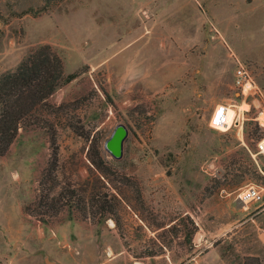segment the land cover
Segmentation results:
<instances>
[{"label":"rangeland","instance_id":"rangeland-1","mask_svg":"<svg viewBox=\"0 0 264 264\" xmlns=\"http://www.w3.org/2000/svg\"><path fill=\"white\" fill-rule=\"evenodd\" d=\"M42 44L76 77L50 98L67 105L0 155V264H264V0H0V74ZM53 129L63 181L90 202L113 194L111 213L26 211ZM252 187L262 199L239 197Z\"/></svg>","mask_w":264,"mask_h":264},{"label":"trees","instance_id":"trees-1","mask_svg":"<svg viewBox=\"0 0 264 264\" xmlns=\"http://www.w3.org/2000/svg\"><path fill=\"white\" fill-rule=\"evenodd\" d=\"M74 77L76 73L65 74L62 57L49 44L32 49L15 69L0 74V155L9 151L21 128L44 126L48 122L46 116L67 105H55L50 98ZM50 148V158L38 181L37 198L25 207L26 211L43 222L58 218L67 209L70 214L76 212L85 220H95L98 215L102 217L111 213L115 206L111 202L113 194L96 193L99 197L90 202L82 196L79 188L63 181L61 147L54 129L50 132ZM90 151L95 168L104 176L110 174L113 167L103 158L99 143H92ZM126 179L131 183L129 176ZM250 259L259 262V258Z\"/></svg>","mask_w":264,"mask_h":264},{"label":"built area","instance_id":"built-area-1","mask_svg":"<svg viewBox=\"0 0 264 264\" xmlns=\"http://www.w3.org/2000/svg\"><path fill=\"white\" fill-rule=\"evenodd\" d=\"M247 76V71L243 70V69H239V74H238V77H237V84H238V87L239 89L242 91V92H245L244 88H246V84H250L248 81L246 82V77ZM256 86H253L252 84H250V88H248V91H253V92H257ZM227 105H224L223 104V107L225 108ZM222 108L220 110H217L216 112V116L212 119H211V125L215 128H219L221 129L223 126L226 125V113H225V109ZM259 146H260V149L262 151H264V139L260 141L259 143ZM239 197H241L242 199L244 200H255V201H258L260 199H262L263 197V194L257 190L256 188L252 187V188H249V189H246L245 191L241 192L239 194Z\"/></svg>","mask_w":264,"mask_h":264},{"label":"water","instance_id":"water-1","mask_svg":"<svg viewBox=\"0 0 264 264\" xmlns=\"http://www.w3.org/2000/svg\"><path fill=\"white\" fill-rule=\"evenodd\" d=\"M128 134L124 125H119L106 141L105 146L116 156L120 157L123 149V142Z\"/></svg>","mask_w":264,"mask_h":264},{"label":"bare ground","instance_id":"bare-ground-1","mask_svg":"<svg viewBox=\"0 0 264 264\" xmlns=\"http://www.w3.org/2000/svg\"><path fill=\"white\" fill-rule=\"evenodd\" d=\"M222 108H224L223 105H222V106H220V105L217 106V109H216L215 112H214L213 118L216 116V112H217V110H220V109H222ZM224 109H225V113H226V122H227V117H228L227 106H226ZM246 201H250V200L247 199Z\"/></svg>","mask_w":264,"mask_h":264}]
</instances>
